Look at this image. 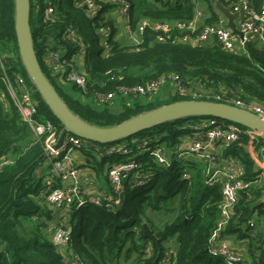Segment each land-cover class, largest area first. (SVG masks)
Wrapping results in <instances>:
<instances>
[{
    "label": "trees",
    "instance_id": "trees-1",
    "mask_svg": "<svg viewBox=\"0 0 264 264\" xmlns=\"http://www.w3.org/2000/svg\"><path fill=\"white\" fill-rule=\"evenodd\" d=\"M81 1L49 0L53 15L43 20L45 0H29L28 20L41 71L65 105L85 122L101 128L112 127L161 105L190 99L168 93L165 98L151 101L145 100L149 95L132 97L117 91L118 86L145 85L173 75H177L188 89L256 101L264 106V47L259 41L249 40L244 52L227 51L213 42L196 46L183 43L177 39L180 36L177 30L163 41L151 39L148 31H144L139 45L124 46L115 38L114 22L105 16L111 5L102 3L92 15ZM121 1L129 3L132 30L143 18L154 22L188 21L196 6V0ZM215 1L231 10L232 3L237 0H197L205 4L209 12L203 24L218 20ZM249 1L259 8L262 0ZM14 17L15 0H0V58L4 69L11 78L20 75L31 87L32 96L38 102L36 118L49 119L59 135L61 122L44 102L22 65ZM104 26L111 28L105 37L106 52L99 32ZM69 27L74 30V36L63 39ZM96 40L99 41L98 49H94ZM74 41L84 45L80 58L86 74L83 87L55 76L45 59L48 50H66L68 55L77 52ZM65 83H72L71 88L67 89ZM109 92L114 94L110 102L97 100L98 94ZM118 96L121 97L118 109L112 110ZM210 118L181 117L114 142L97 143L80 138V145L74 150L80 151L87 166L108 184L106 192L98 195H112L108 168L114 164H137L138 173L146 182L132 186L128 173L123 181L121 204L111 209L89 202L69 206L70 242L65 253L76 254L83 264H160L166 244L172 241L175 243L174 264H225L222 257L207 251L208 238L219 219L221 201L220 184L206 183L208 167H215L211 162L196 158L178 159L176 154L169 157L167 166H163L151 155L156 146L165 145L167 150L174 152L179 147L181 151L186 141L202 140ZM218 123L229 124L224 119ZM193 125L199 127L193 129ZM44 139V135H34L21 119L0 81V264H68L51 239L58 227L49 229V222L62 210L49 205L46 195L51 184H44L42 178L35 175L45 156ZM248 143L249 138L243 133L234 141L216 142L214 165L219 162V156L223 160L236 158L243 165L242 178L254 180L257 170L247 152ZM254 144L264 145V140L259 138ZM111 146L124 148L127 153L107 152ZM4 160L7 162L3 163ZM185 171L189 172L187 179L182 177ZM261 196L257 185L239 191L231 217L222 231L225 240L233 238L243 245L246 264H264ZM160 211L168 217L155 223L149 213ZM256 214L255 224L250 227L248 221ZM143 223L151 229L155 240L143 236Z\"/></svg>",
    "mask_w": 264,
    "mask_h": 264
},
{
    "label": "built area",
    "instance_id": "built-area-1",
    "mask_svg": "<svg viewBox=\"0 0 264 264\" xmlns=\"http://www.w3.org/2000/svg\"><path fill=\"white\" fill-rule=\"evenodd\" d=\"M83 6L95 15L100 9L102 3L109 4L111 7L117 5L123 18L124 30L130 33L131 45H139L144 31L154 35V40L163 41L165 38H171L174 30L179 31L180 36L177 39L183 43L196 46L206 42H213L220 45L224 50L245 51L246 43L255 39L259 42L264 41V0L261 1L259 8L250 4L249 0H237L232 3L231 11L237 14L235 27L242 34L239 35L232 31L222 19L209 24L200 23L201 11L196 0L194 15L188 21H163L154 22L149 19H141L134 30L129 26V3L121 0H82ZM53 7L49 0H45L42 11L43 20L51 19ZM106 16V15H105ZM107 17V16H106ZM110 26L99 28L102 35V45L105 52L108 49L107 37L110 33ZM74 36V30L70 27L63 33V39ZM78 46L77 52L68 55L66 50H48L45 55L46 62L55 76H59L66 81L72 82L83 87L86 83V74L83 72L82 59L84 45L82 42L74 41ZM3 59L0 58V81L3 83L9 98L16 107L21 119L28 125L30 130L36 136H45L44 139V158L51 166L50 170L60 184L49 186L46 201L55 208H69L71 205L80 206L86 202L95 205H104L107 208H114L121 204L124 193V178L130 173V182L132 186H138L146 182L143 175L138 173V165L129 162L123 164H114L108 168V178L112 195L106 196L87 194L81 186V168L76 166L70 153L75 147L80 145V137L65 132L60 136L56 134L54 125L49 119L39 120L36 118L38 102L32 96V89L26 81L20 76L15 75L11 78L4 69ZM169 82L172 86L171 95L182 97L189 96L190 99L223 102L257 115L264 122V106L256 101H245L240 98L222 97L216 93H202L198 90L188 89L182 83L177 75L168 78H160L156 81H150L145 85L136 86H118L117 91L123 95L132 97L141 95L146 96L154 93L161 84ZM114 97L113 92L98 94L97 100L100 102H110ZM217 118L208 119L207 130L202 140L192 139L186 146L176 153L178 159L196 158L215 162L213 147L216 142L228 143L240 137L243 133L249 138V145L253 149L252 157L258 165L257 174L254 180H245L242 178L243 171L236 164H225L219 167H208L206 174V183H219L221 201L219 205V219L216 222L208 238L207 251L211 255L220 256L225 264H246L245 258L237 252L223 237L222 231L228 223L234 205L236 204L238 193L241 190H248L250 186L257 185L261 191V202L264 203V145L255 146L254 141L261 138L260 133L253 129L243 128L239 124L229 123L220 124ZM203 126L200 124V127ZM193 129L198 125H193ZM262 139V138H261ZM147 143V142H146ZM107 152L127 153L124 148L115 146L108 147ZM151 155L159 165L167 166L169 157L165 145L156 146L152 149ZM4 160L3 163H6ZM183 178H189V172L182 174ZM257 214L248 221V225L253 227ZM52 242L58 248L62 249V257L68 264H83L76 254L65 253V247L70 242V228L58 227L52 234ZM174 247L168 242L165 252L160 260V264H174Z\"/></svg>",
    "mask_w": 264,
    "mask_h": 264
},
{
    "label": "water",
    "instance_id": "water-1",
    "mask_svg": "<svg viewBox=\"0 0 264 264\" xmlns=\"http://www.w3.org/2000/svg\"><path fill=\"white\" fill-rule=\"evenodd\" d=\"M215 4L217 8L227 16V26L231 28L233 32L242 35L236 29L235 23L233 22L236 15H231L229 10L224 8L219 1ZM29 7V0H15L14 30L18 53L31 82L44 102L62 124L59 136L65 132H69L85 140L107 143L133 135L161 122L186 116H208L221 120L224 119L229 123L239 124L242 127L258 131L260 137L264 140V122L257 115L247 110L216 101L195 99L177 100L129 118L112 127L101 128L85 122L65 105L40 69L32 46V37L28 20ZM150 37L153 39L154 35H150ZM142 230L144 237L153 240L156 239L146 223L142 224Z\"/></svg>",
    "mask_w": 264,
    "mask_h": 264
},
{
    "label": "crops",
    "instance_id": "crops-1",
    "mask_svg": "<svg viewBox=\"0 0 264 264\" xmlns=\"http://www.w3.org/2000/svg\"><path fill=\"white\" fill-rule=\"evenodd\" d=\"M216 2H214V6L215 9L217 11V13L219 14L218 19H222L224 21V23L227 25L228 23V18L227 16H225L216 6ZM201 3V2H200ZM198 3V6L200 8L201 11V17H200V23H204L205 19L209 16V12L206 9L205 4L203 3ZM222 5V4H221ZM223 6V5H222ZM224 7V6H223ZM225 8V7H224ZM228 9V8H226ZM229 13L235 14L236 17L233 19V22L235 21V19L237 18V14L232 12L230 9ZM106 16L111 19L115 26H116V33H115V38L122 44V45H131V36L130 33L126 32L124 30L123 27V18L121 15V12L119 11L118 7H111L107 13ZM260 43H264V41L260 42ZM187 143L189 141H186ZM180 149V147H179ZM178 150H174V152L172 150H167V156L171 157L173 154H176ZM218 149V147H217ZM246 149L247 152L249 154V156L253 159L254 161V165H255V170H258V165L255 162V159L252 157V151L253 149L251 148V146L249 145V143L246 145ZM219 152V150H218ZM70 157L72 158L73 163L78 166L79 168H81V186L83 187L84 191L89 194V195H94V194H99V193H105L107 188H108V184L107 182L104 181V179H102L101 177H97L95 175V172L89 168V166H87L86 162H85V157L83 156L82 153H80V151L78 150H74L70 153ZM219 162H217L215 165L213 164V167H219L220 165H225V164H236L237 166H239L242 171H243V165L241 164V162L239 160H237L236 158H228V159H221L219 156ZM40 165V164H39ZM36 168L35 170V175L38 178H42L44 184L45 183H50V184H60V181L56 180V178L53 176V174L50 171H46L44 174L41 172L40 167L39 166ZM50 205V204H49ZM51 207V206H50ZM61 212L60 214L57 215V218L53 219V221L51 220L49 222V229H51V227H66L69 228V222H68V214H67V210L68 208H61ZM56 211V210H55ZM49 231V230H48ZM224 238V237H223ZM225 239V238H224ZM237 252H239L241 255L244 256L245 260H246V253H245V249L243 248V245L240 244L238 241L235 242L233 240V238L226 240ZM170 244L174 247L175 249V243H173L172 241H169ZM61 248V252H62Z\"/></svg>",
    "mask_w": 264,
    "mask_h": 264
},
{
    "label": "rangeland",
    "instance_id": "rangeland-1",
    "mask_svg": "<svg viewBox=\"0 0 264 264\" xmlns=\"http://www.w3.org/2000/svg\"><path fill=\"white\" fill-rule=\"evenodd\" d=\"M94 34V33H92ZM262 46L264 47V43H262ZM99 48V41H95L94 42V49H98ZM71 85L72 83H65L64 86L67 88V89H70L71 88ZM172 86L170 84H167V83H163L159 86V88L151 95L147 96L148 98H146L145 100H156V99H162V98H165L167 97L169 94L168 93H171L170 90H171ZM78 97H81L80 95H76ZM146 97V96H145ZM86 100H89L88 98H84ZM121 97H116V101H115V105H113L111 108L112 110H117L118 109V103L120 101ZM42 165V166H41ZM40 169H41V172L44 174L46 171H50V168L51 166L49 165V163L47 162V160H45V158L40 162ZM150 216L152 217V219L154 220L155 223H161L163 222L167 217H168V214L164 213L163 211H160V212H156V213H149ZM123 264V263H122Z\"/></svg>",
    "mask_w": 264,
    "mask_h": 264
}]
</instances>
